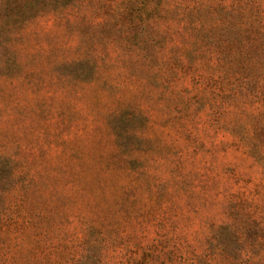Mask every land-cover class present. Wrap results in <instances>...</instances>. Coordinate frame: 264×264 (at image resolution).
<instances>
[{"label":"rangeland","instance_id":"obj_1","mask_svg":"<svg viewBox=\"0 0 264 264\" xmlns=\"http://www.w3.org/2000/svg\"><path fill=\"white\" fill-rule=\"evenodd\" d=\"M142 2L0 0V149L15 158L16 176L14 187L8 172L0 182L15 219L0 225L4 264H76L84 219L130 243L104 255L93 250L84 264H264L263 234L254 227L241 233L246 221L237 215L264 216V160L213 125L195 150V118L192 128L177 111V76L169 89L131 76L156 65L163 72L159 60L139 63L113 27L130 14L157 18L134 12ZM83 58L97 63L96 75ZM121 110L147 117L120 123L149 140L139 145L140 175L98 167L114 155L104 118ZM108 183L130 186L129 196L135 190L141 214L121 225L120 214L102 212ZM220 222L229 227L221 231L224 249L208 239Z\"/></svg>","mask_w":264,"mask_h":264},{"label":"trees","instance_id":"obj_2","mask_svg":"<svg viewBox=\"0 0 264 264\" xmlns=\"http://www.w3.org/2000/svg\"><path fill=\"white\" fill-rule=\"evenodd\" d=\"M66 1L73 3L75 0ZM140 4L142 6L135 8L134 12L149 14V18L155 14L157 18L135 21L130 14L113 27L121 35L119 43H130L129 53L138 55L139 63L152 65L159 60L163 72H159L156 65L151 71L146 68L145 72L131 76L143 81H164L167 89L177 76L183 97L179 100L182 104L178 103L177 111L184 120L192 123V128L195 118V150L203 147L204 128L213 125L223 130L224 134L235 137L236 143L247 154L252 157L257 155L259 161L264 160V150H260L261 153L258 151L264 138V0H205L195 1L194 6L185 3L177 6L172 0H143ZM82 63L96 75V62L90 65L89 60L83 58ZM143 75H146L145 78ZM202 118L203 122L200 121ZM104 120L114 155L98 167L101 166L105 173L117 169V172L125 174L128 171L142 174L143 147L139 145H148L149 140L130 128H120V123L134 120L146 122V115L135 110L112 111L106 114ZM182 131L185 134L186 130ZM129 141L138 144L127 145ZM14 170L15 158L0 149V182L8 172L10 186L14 187ZM103 187L101 185L100 189ZM107 188L110 196L104 198L106 204L103 203L105 208L102 212L109 216L120 214L122 219L118 223L121 225L134 220L132 214H141L138 202L142 200H138L135 190L129 196L130 186L108 183ZM5 190L7 188L3 187L0 190V225L15 221L9 215L10 204L2 200ZM145 191H151V187L147 186ZM109 205L116 206L117 211H108ZM246 211L237 210L236 213L246 221L241 233L254 227L264 236V216ZM263 211L264 208L259 212ZM98 221L84 219L79 242L81 251L76 264L86 263L93 250L104 255L108 248L130 245L127 237L116 238L110 233L112 229L107 230L102 222L98 225ZM227 225L225 222L213 225L208 234V239L219 241L221 249L225 247V242L220 240L221 231L228 229ZM4 244V241L0 242V264L5 261L1 250Z\"/></svg>","mask_w":264,"mask_h":264}]
</instances>
